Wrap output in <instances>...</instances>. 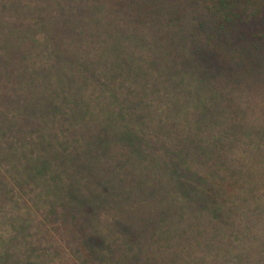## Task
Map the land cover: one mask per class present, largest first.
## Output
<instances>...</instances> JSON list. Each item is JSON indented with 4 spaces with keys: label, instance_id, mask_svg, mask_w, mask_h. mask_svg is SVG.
<instances>
[{
    "label": "trees",
    "instance_id": "trees-1",
    "mask_svg": "<svg viewBox=\"0 0 264 264\" xmlns=\"http://www.w3.org/2000/svg\"><path fill=\"white\" fill-rule=\"evenodd\" d=\"M0 264H264V0H0Z\"/></svg>",
    "mask_w": 264,
    "mask_h": 264
}]
</instances>
